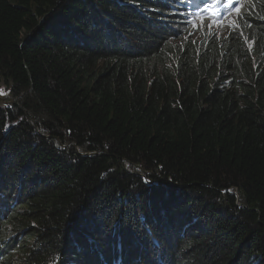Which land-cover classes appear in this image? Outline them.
I'll list each match as a JSON object with an SVG mask.
<instances>
[{
	"label": "trees",
	"instance_id": "1",
	"mask_svg": "<svg viewBox=\"0 0 264 264\" xmlns=\"http://www.w3.org/2000/svg\"><path fill=\"white\" fill-rule=\"evenodd\" d=\"M212 2L0 0V264H264V0Z\"/></svg>",
	"mask_w": 264,
	"mask_h": 264
},
{
	"label": "rangeland",
	"instance_id": "2",
	"mask_svg": "<svg viewBox=\"0 0 264 264\" xmlns=\"http://www.w3.org/2000/svg\"><path fill=\"white\" fill-rule=\"evenodd\" d=\"M204 10L207 13V9L204 8ZM197 19V18H196ZM229 22H224L223 20H219V21H208L206 23H202L200 22V20L198 19L197 21L195 20L194 25H196V28L192 29L193 31H190L188 34L190 36L191 39H195V40H200L205 34L206 31L204 29V25H208V29H216L217 31H220L222 33L221 37L223 36L224 31L222 32V30L227 29L229 27ZM8 92L6 90H4L3 88H0V98L3 99H8ZM69 145V144H67Z\"/></svg>",
	"mask_w": 264,
	"mask_h": 264
},
{
	"label": "snow or ice",
	"instance_id": "3",
	"mask_svg": "<svg viewBox=\"0 0 264 264\" xmlns=\"http://www.w3.org/2000/svg\"><path fill=\"white\" fill-rule=\"evenodd\" d=\"M240 11H241L240 8H234V12H235L237 15L240 14ZM199 18H200L201 20L204 19L203 16H201V17H199ZM229 23H230L231 26H236L235 21H230ZM194 27H195V25H194ZM146 182H147V181H146Z\"/></svg>",
	"mask_w": 264,
	"mask_h": 264
}]
</instances>
